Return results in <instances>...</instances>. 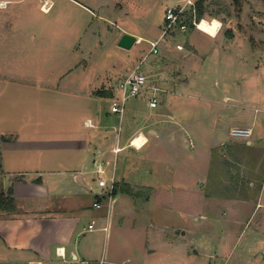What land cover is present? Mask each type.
I'll return each mask as SVG.
<instances>
[{
	"label": "rangeland",
	"instance_id": "374dc122",
	"mask_svg": "<svg viewBox=\"0 0 264 264\" xmlns=\"http://www.w3.org/2000/svg\"><path fill=\"white\" fill-rule=\"evenodd\" d=\"M42 1L8 0L0 7V75L4 74L0 76V115H5L8 92L24 94L38 90L36 81L41 80L46 87L44 92L61 100L51 106L49 113L72 108L81 112V117L90 115L94 119L97 124L94 129H83L84 136H89L91 141L88 157L97 147L98 153H102L100 157L109 161L105 166L106 176L109 178L114 168L116 178V194L109 208L110 222L114 225L107 244L110 241L112 248H116V243H125L132 252L136 246L148 244L156 248V257L170 264H264V136L256 137L255 132L249 140L231 135L232 125L244 124L249 116L250 119L254 116V129L258 131L264 115V86L249 88L263 83L264 79V56L258 59L256 72L250 73L249 64L254 59L253 52L264 43L261 39L264 38V0H239V6L234 0H204L202 18L220 21L219 37L212 39L200 29L189 27L184 34L161 43V52L147 55L146 64H141L150 85L157 80L163 88L166 86L162 81L174 80L190 83L189 86H182L178 92L161 91L157 97L162 101L150 110L146 106L152 90L143 88L137 96L126 100L121 118L111 112V98L100 97L96 91H112L118 79L139 63L149 46L142 42L124 49L117 45V38L126 29L146 39L156 38L165 22L167 7H177L185 0H102L113 3L111 12L104 9L97 12L93 2L99 0H79L95 14L70 0H52L45 12L40 8ZM47 3L51 4L49 0ZM232 29L236 32L234 37L230 33ZM93 32V38L88 39ZM178 41L184 44V50L177 51L170 45ZM39 43H45L44 58ZM214 43L217 47L214 51L230 48L245 52L246 56L241 55L240 59H246L247 63L238 64L232 68L233 74H227L218 69L211 55L209 63L200 67ZM187 52L195 53L193 68ZM67 65L74 66L69 80L76 86L79 83L77 98L65 94L68 89L63 87L66 83L61 75ZM9 71L18 74H6ZM239 86L250 90L249 102L241 101L240 107L232 99L234 89ZM222 94L230 97L228 103L221 100ZM234 98L243 100L242 96ZM64 99L76 104L64 106ZM173 113L184 129V147L171 146L170 139H164L162 145L151 150H146L152 146L149 143L141 150L127 145L116 154L111 152L117 139L121 138L118 143L123 144L124 134L139 126L152 138L148 130L161 129L159 123L168 121ZM84 178L91 191L77 184L80 199L86 202L87 198L88 202L99 199L105 212L109 198L95 195L102 189L97 183V173L88 170ZM9 183L0 184V190L7 192ZM103 192L107 194L109 189ZM214 192L238 195L250 201L241 203L243 208L235 218L228 207L206 203ZM148 193L154 196L149 207H140L144 205L142 200L137 201L139 207L127 202L131 201L130 197L143 198ZM49 199L53 205L66 200L64 196ZM258 201L261 204L256 206ZM182 232L183 239L179 237ZM92 234L100 243L104 242L102 231L96 229ZM185 245L195 250L186 258L173 251L166 252L169 246L184 248ZM11 255L0 240V264H20L12 263ZM149 261L142 264H154Z\"/></svg>",
	"mask_w": 264,
	"mask_h": 264
},
{
	"label": "crops",
	"instance_id": "0c3cea01",
	"mask_svg": "<svg viewBox=\"0 0 264 264\" xmlns=\"http://www.w3.org/2000/svg\"><path fill=\"white\" fill-rule=\"evenodd\" d=\"M7 1L8 0H0V4L1 2H5L6 4ZM49 1L51 6L52 0ZM70 1L84 7L89 13L95 14L93 10L79 0ZM93 4V6L99 10L97 12H100L102 9L108 12L113 10V3L99 0L93 2ZM100 17L103 20H108L104 16ZM210 20H212V18ZM150 26H148V30H151ZM220 29L215 36L207 35L212 39H217L221 33ZM124 32L143 37V35L128 31L127 29L124 30ZM230 33L233 35L232 37L236 35L233 29ZM88 34L90 35V32ZM94 34L93 32L91 36H87L89 37L88 39L93 38ZM118 39L119 37L117 40ZM39 44L41 47V58H44L42 48H45V43ZM170 45L173 47L174 44ZM213 45L215 47L211 48L202 58L200 67L209 63V56L211 55L216 59L218 69L227 74H233L232 68L234 69L238 64L242 62L247 63L246 59L244 61L240 59L241 55L246 56L245 52H237L230 50V48L214 51L217 47L215 43ZM260 47V50L252 54L254 59L249 63L251 64L250 71H257L258 65H260L258 59L262 57V55L264 56L263 42L260 43ZM79 50H81V47ZM161 50L162 49H160L159 53ZM86 51L87 50H84L85 53ZM187 53L189 65L193 68L196 58L195 53ZM247 53L252 52L247 51ZM225 58H227V60H225ZM145 59L143 61L140 60L139 63L133 67L135 68L138 66L144 74H146V70L144 67L142 68L141 64L143 62L145 63ZM73 68L74 66H65L61 75V80L66 83L63 87L68 89V92L65 91V94L77 98L78 95L76 93L80 88L79 83H77L76 86L75 82L69 80V74ZM192 70L195 71L194 69ZM192 70H190V73L193 72ZM130 71L125 72L123 75ZM252 71L250 73H253ZM11 73L18 74L12 71L6 74ZM1 74L4 75L3 73ZM259 78L258 76L257 79ZM26 79L31 80L29 78ZM147 79L148 86L146 89L152 90V94L146 106L148 110L159 106L162 100L157 96L161 91L178 92V90L182 89V86H189L190 84L187 82H173L174 80L171 83L169 81H162L163 85L166 87L162 86L163 88H161L160 82L156 80V82L152 84V86L157 87V90H154L150 88L151 85L149 84L148 75ZM229 79L231 78H226V82ZM46 81L44 82L46 83ZM36 82L38 90L25 91L24 94L20 91L8 92L6 95L9 99L7 100L8 104L6 105V109H3L5 115H0V184L3 186L4 183L10 181V186L6 187V189H11L14 198L13 209L0 211V240L4 243L5 247L12 252L13 255H11L10 258L11 262L20 264H80L81 261H86L87 264H142L144 260H151L149 262L154 264H170L162 260L160 256L156 257L154 254L156 248H151L148 244L145 245V247L136 246L134 252L129 251L128 244L126 245L125 243H116V248H112L110 241L107 244L110 230L113 229L114 225V223L110 222L109 215L111 211L109 208H111L114 201L113 195H109L108 193L104 194L103 191L107 188L106 186H100L102 188L101 192H96L95 195L97 196L106 197L108 195L109 201L107 203V210L103 212L101 210L103 204L99 199L93 202H88V198L87 202L84 199H80V193L77 192L80 187H76L77 184L81 183L85 188L91 191V189L87 187L84 178L88 170L97 173V170L101 169L104 171L106 179L115 176L114 168L112 169L111 176H109V178L106 176L105 166L108 165L109 161L100 157L102 153H98L97 147L93 149L90 153L91 155L88 157L91 141L89 140V136H84L83 129H94L97 124L90 115H82L81 117V112H74L72 108L67 109L65 112L64 109H61V112L58 114H55L54 111L49 113L51 106H55L57 103L61 102V100H58V97H56L57 99H55V97H49L44 92L46 91L45 84H43L41 80ZM262 86H264V79L263 83L261 81L258 85L256 83L251 87L249 86V88L255 89L256 87L261 88ZM247 88L245 86H239L234 89V97L242 96L243 99L240 100V98L237 99L232 97L235 102H238L234 104L235 106H243L239 104L241 101L249 102L247 93L249 94L250 90ZM221 90L222 88L220 87L219 91ZM93 91L94 90H92V92ZM11 96H13L12 99ZM23 96H26V98H22ZM153 96L157 101L155 107L149 106L150 98ZM222 97L221 100L228 103L230 97L225 94H222ZM68 103L76 104L73 103V100L69 102L67 99H64V106ZM5 110H7V114ZM123 113L119 115L120 118L123 116ZM85 120H90L92 125L86 126L84 124ZM159 124L161 129L148 130L149 135L153 136L152 138L142 131L141 126L136 129L134 128L129 131V133L126 132L124 134L123 144L118 143L121 138L119 140L117 139V142L111 147V152L116 154L127 145L132 146L131 139L140 131L146 135L147 141L141 148L132 146L135 150H141L147 147L149 143H152V146H149L146 150L157 148L162 145L166 139H170L168 144H171V146L180 145L184 147V144H186L184 129L182 125H180L179 120L175 118L174 113L169 116L168 121H161ZM260 126L261 127L258 126L259 129L256 131V129H254V116L252 119H250L249 116L244 124L238 123L232 125V128H250L252 133L249 138L255 132L256 137L262 138L264 136V115L260 120ZM150 131L153 133H150ZM235 139L241 138L237 137ZM247 143L252 144V141H248ZM220 145H222V143H220ZM121 176L122 178H126L124 174H121ZM114 179L116 178L114 177ZM136 182L140 183L142 181L137 180ZM61 196H64L66 199L63 203L57 205L50 203V197L55 198ZM139 196L130 197L131 201L128 199L127 202H132L131 206L136 207L138 206L137 201L142 200L144 205L140 207L146 205L149 207V204L152 203L154 198L152 193L142 195L143 198H139ZM74 197H78V199L74 200ZM208 198L211 199L206 200L209 206L214 207L217 204H222L232 211L230 212L231 214L233 212L235 213V218L239 215V209L243 208L241 203L250 201L238 195H227L221 192L211 193ZM20 201H23L25 204ZM96 202L100 203V207L95 206ZM260 204L261 203L258 201L256 206ZM90 224H92V228L89 227ZM96 229L104 233L103 243H100L97 237L92 234ZM183 234L184 232L179 234V237H182L181 239H183ZM241 244L244 245L245 242H241ZM186 245L184 248L181 246L178 248L169 246L166 252L173 251L178 253L182 258H186L195 251L193 248H190V250Z\"/></svg>",
	"mask_w": 264,
	"mask_h": 264
},
{
	"label": "built area",
	"instance_id": "2783aa9c",
	"mask_svg": "<svg viewBox=\"0 0 264 264\" xmlns=\"http://www.w3.org/2000/svg\"><path fill=\"white\" fill-rule=\"evenodd\" d=\"M48 0H44L40 6L43 11H47L44 9V6L47 4ZM196 1L195 0H185L182 5L177 7H167L165 11V22L162 26V30L160 34L156 38L146 39L142 36H135V43L146 42L149 46L148 52L142 57L141 61H143L147 55L149 54H158L160 51V44L165 43L170 39L175 38L178 34H184L186 30L190 27H195L196 29H200L198 27V22L201 20H197L196 18ZM220 29V28H219ZM176 50H183L185 46L181 42H176L174 44ZM148 86L147 75L144 74L138 66L133 68L130 72L123 75L112 88V96L110 103V110L113 113H117L121 115L124 111V105L128 98L135 97L139 94V92ZM154 90H157L156 86H152ZM157 105L156 98L153 96L150 98L149 106L155 107ZM84 124L86 126H91L92 123L90 120H85ZM252 133L250 128L246 127H234L231 129V135L234 137L240 138H248ZM98 173V185L106 186L109 189L108 194L110 195L113 187L115 179L111 176L109 179H106L104 176V171L101 169L97 170ZM96 207H100V203H95ZM92 224L89 225L90 228ZM106 228V227H104ZM80 264H87L86 261H81Z\"/></svg>",
	"mask_w": 264,
	"mask_h": 264
},
{
	"label": "trees",
	"instance_id": "16d2710c",
	"mask_svg": "<svg viewBox=\"0 0 264 264\" xmlns=\"http://www.w3.org/2000/svg\"><path fill=\"white\" fill-rule=\"evenodd\" d=\"M237 6H239V0H234ZM203 3L204 0H197L196 1V18L197 20L202 18L203 13ZM190 27H192L190 25ZM96 94L100 97H110L112 96V91L105 89V90H99L96 91ZM116 193V188L113 187L111 191V195H114ZM14 208V198L12 196L11 189H8L7 192L0 190V211L2 210H11Z\"/></svg>",
	"mask_w": 264,
	"mask_h": 264
},
{
	"label": "bare ground",
	"instance_id": "6f19581e",
	"mask_svg": "<svg viewBox=\"0 0 264 264\" xmlns=\"http://www.w3.org/2000/svg\"><path fill=\"white\" fill-rule=\"evenodd\" d=\"M1 7L5 6V2H1ZM50 4L47 3L44 8L49 9ZM220 21L217 18H212V20L207 21L205 18H202L198 22V27L202 32H205L206 34H209L211 36H215L220 28ZM147 141L146 135L143 132H137L131 139V145L135 148H141L143 144Z\"/></svg>",
	"mask_w": 264,
	"mask_h": 264
},
{
	"label": "water",
	"instance_id": "95a60500",
	"mask_svg": "<svg viewBox=\"0 0 264 264\" xmlns=\"http://www.w3.org/2000/svg\"><path fill=\"white\" fill-rule=\"evenodd\" d=\"M135 35L123 32L117 41V45L124 49H130L135 43Z\"/></svg>",
	"mask_w": 264,
	"mask_h": 264
}]
</instances>
